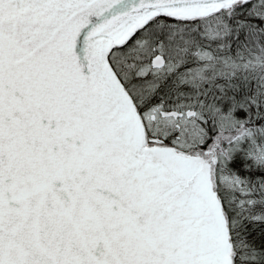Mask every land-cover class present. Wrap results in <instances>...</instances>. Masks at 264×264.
<instances>
[{"label": "snow or ice", "instance_id": "6c2138e0", "mask_svg": "<svg viewBox=\"0 0 264 264\" xmlns=\"http://www.w3.org/2000/svg\"><path fill=\"white\" fill-rule=\"evenodd\" d=\"M0 264H264V0H0Z\"/></svg>", "mask_w": 264, "mask_h": 264}]
</instances>
